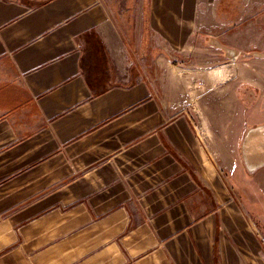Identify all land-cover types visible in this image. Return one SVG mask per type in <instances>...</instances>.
<instances>
[{"label": "crops", "instance_id": "0c3cea01", "mask_svg": "<svg viewBox=\"0 0 264 264\" xmlns=\"http://www.w3.org/2000/svg\"><path fill=\"white\" fill-rule=\"evenodd\" d=\"M254 18L264 0H0V264H264L242 154L264 68L199 62L218 34L264 49Z\"/></svg>", "mask_w": 264, "mask_h": 264}, {"label": "rangeland", "instance_id": "374dc122", "mask_svg": "<svg viewBox=\"0 0 264 264\" xmlns=\"http://www.w3.org/2000/svg\"><path fill=\"white\" fill-rule=\"evenodd\" d=\"M244 23H240L239 26L242 27L243 26H249L252 25V22L254 25H258L261 26V23L258 22H262L264 23V19L263 18H254V19H244L243 21ZM243 29V28H241ZM245 30V29H244ZM246 35V34H245ZM255 35V34H254ZM257 36H260L261 38H256V40L258 39H262L259 43V45L264 46V33L261 32L260 34H256ZM214 36V35H213ZM255 40V41H256ZM226 40H223V37H221V35H217L216 40L211 38V43L216 42V45H211V43L206 45V49L204 52H207L206 56L201 57L200 59V64L205 65L202 66V68H212L216 66V64L221 63V62H234L233 58L236 57L235 60V65L232 68L238 67L239 73H243V69H246L249 67V69L252 70V68L254 67L253 72H255L256 67H259L260 65L264 68V49L260 48V49H247V48H239V49H234V48H229L226 44H225ZM254 45V44H253ZM173 61L176 63V65H180V64H184L186 63V61H181V60H174ZM187 64V63H186ZM190 64V63H188ZM231 64V63H230ZM263 97L261 98L259 104L256 106V110H258L260 112V114H262V117H264V89L261 91ZM257 95L255 96V100H256ZM261 177L257 175V178L255 177V184L256 186L259 185V181L258 180H262L264 181V172H261ZM230 184L233 186V182L232 179L230 178L229 180ZM254 184V185H255ZM262 194H264V192H262ZM247 212L252 215L250 213V211L247 210ZM253 229V227H251ZM255 232L257 236L263 237L264 233L262 232V230H259L258 227H255Z\"/></svg>", "mask_w": 264, "mask_h": 264}, {"label": "trees", "instance_id": "16d2710c", "mask_svg": "<svg viewBox=\"0 0 264 264\" xmlns=\"http://www.w3.org/2000/svg\"><path fill=\"white\" fill-rule=\"evenodd\" d=\"M242 97H243V94H242ZM256 138L257 141L260 142V140L262 141L261 145L262 147L264 148V125H261V126H255V127H252L249 129V131L247 132V135H246V139H245V142H244V146L242 148V154H243V157L247 160L246 161V165L250 168H253V170L257 169L258 167L264 165V159L263 160H260L258 162H252L249 160V158L246 156L248 155L247 152H248V147L251 143V140H253V138ZM257 163V164H255Z\"/></svg>", "mask_w": 264, "mask_h": 264}, {"label": "flooded vegetation", "instance_id": "af4514ba", "mask_svg": "<svg viewBox=\"0 0 264 264\" xmlns=\"http://www.w3.org/2000/svg\"><path fill=\"white\" fill-rule=\"evenodd\" d=\"M261 143L262 141H257L255 137L253 138V140H251V143L248 147V155L246 156L249 158V160L251 159L252 162H258L260 161V159H264V148L262 147Z\"/></svg>", "mask_w": 264, "mask_h": 264}, {"label": "water", "instance_id": "95a60500", "mask_svg": "<svg viewBox=\"0 0 264 264\" xmlns=\"http://www.w3.org/2000/svg\"><path fill=\"white\" fill-rule=\"evenodd\" d=\"M217 43H215V42H213V43H211V45H216ZM218 45V44H217ZM236 60V57H234L233 58V61H235Z\"/></svg>", "mask_w": 264, "mask_h": 264}]
</instances>
